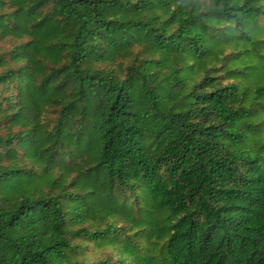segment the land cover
Instances as JSON below:
<instances>
[{"label": "trees", "instance_id": "trees-1", "mask_svg": "<svg viewBox=\"0 0 264 264\" xmlns=\"http://www.w3.org/2000/svg\"><path fill=\"white\" fill-rule=\"evenodd\" d=\"M0 264H264V0H0Z\"/></svg>", "mask_w": 264, "mask_h": 264}]
</instances>
